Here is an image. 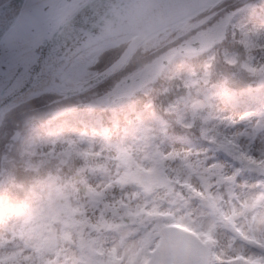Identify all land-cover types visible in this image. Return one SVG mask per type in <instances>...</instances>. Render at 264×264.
<instances>
[{
	"label": "rangeland",
	"instance_id": "1",
	"mask_svg": "<svg viewBox=\"0 0 264 264\" xmlns=\"http://www.w3.org/2000/svg\"><path fill=\"white\" fill-rule=\"evenodd\" d=\"M8 1L0 0V6ZM125 2L127 0L122 4ZM243 8L239 16L230 13L222 19L217 18L209 26L212 28L205 26L202 28L205 30L191 33L190 38L202 43L201 51H205L214 40L224 39L228 32L231 36L235 33L243 36L241 42L250 54L242 63V69L256 79L254 82L259 80L257 90L242 92L240 99L230 105L229 99L222 93L208 98L204 86L194 85L189 77L182 76V67L174 74L178 83L185 87L187 102L176 93L167 101L166 110L183 117L185 123L194 115L198 116V112L208 111L203 120L206 131L203 141L190 143L174 134H166L147 104L137 112L140 114L138 122L127 124L131 122V117L129 113H124V102L134 101L136 96L144 98L138 93L145 94L146 87L155 84L165 70L171 69L165 67L161 60L169 61L176 53H153L149 64L141 59L94 92L95 105L99 108L107 97L124 98L110 113L112 116L122 115L126 131H131L123 138L122 152L99 136L102 126L90 113L88 105L71 109L69 100L58 102L49 111L52 116L45 119L47 126L34 120L42 112L36 116L31 113L29 119L19 117L24 111L21 106L1 119L0 186L12 181L13 176L14 180L15 177H26L27 180L32 176V173L24 171V161H20L13 173L10 147L18 142L26 148L35 146L37 137L55 136L65 149L61 151L60 159L72 162L74 158L70 148H74L76 156L80 154L86 164L78 175L73 176L74 186L66 196L61 219L57 221L59 225L66 226L65 231L55 228L47 241L54 245V254L49 255L48 249L37 245L32 248V255L25 264H79L75 261L77 254L73 245H82L89 252L85 260L88 264H138L144 257L138 241L147 240L149 252L157 246L159 228L171 222H182L211 237L214 240L215 264H264V198L257 190L264 184V71L249 72L251 67L264 65V0ZM117 15L112 18L113 21ZM186 53L190 56L200 54L192 49ZM85 55L83 62L65 71L66 79L78 83L89 77L92 69L86 64L91 62V55ZM173 67H178V64L173 63ZM235 68V71L239 70ZM59 72L62 69H55L53 76ZM126 72L128 74L123 75ZM50 83L39 85L37 89H42L39 90L42 92L49 88L58 95L70 89L64 85L53 87ZM34 91L36 89L31 93ZM77 99L87 101V97ZM46 109L43 108V111ZM21 124L29 126L22 131ZM230 135L235 136L245 150L244 154H233L241 165L212 159L209 152L207 143L214 136L219 140ZM114 155L119 164H113ZM130 164L135 165L129 168ZM63 165L61 170L66 173L64 170L67 168ZM124 166L126 170L122 177L117 169L122 170ZM69 175L72 176L71 173ZM122 179L125 182L132 180L151 192V201H161L167 190L173 188V202L181 206L183 197L185 208L166 207L165 211L164 208L152 207L140 197L135 185L125 184L123 187ZM227 192L234 197L233 206H229L225 199ZM197 195L210 205L203 209L196 201ZM146 209L151 213L145 215L143 210ZM75 226L79 227L72 229ZM95 238H98L97 242ZM9 243L6 238H0V261L15 264L20 256L5 252ZM95 248L101 251L97 252Z\"/></svg>",
	"mask_w": 264,
	"mask_h": 264
},
{
	"label": "clouds",
	"instance_id": "2",
	"mask_svg": "<svg viewBox=\"0 0 264 264\" xmlns=\"http://www.w3.org/2000/svg\"><path fill=\"white\" fill-rule=\"evenodd\" d=\"M260 71H264V65L249 69L250 73ZM63 150L55 136L37 137L35 146L27 148L20 142L10 147L13 173L20 161L25 163L24 171L32 173L26 182H15L13 176L12 181L0 186V238L10 241L5 252L20 256L15 264H25L32 248L46 243L59 227L57 221L61 219L66 196L74 186V178L61 170L65 163L60 159ZM112 162L119 164L115 155ZM47 253L54 254V249Z\"/></svg>",
	"mask_w": 264,
	"mask_h": 264
},
{
	"label": "water",
	"instance_id": "3",
	"mask_svg": "<svg viewBox=\"0 0 264 264\" xmlns=\"http://www.w3.org/2000/svg\"><path fill=\"white\" fill-rule=\"evenodd\" d=\"M91 1L92 0L22 1L19 13L16 19H14L13 24L4 34L0 36V65H3V70L7 72L9 61L13 59L14 53H17L21 49H31L33 54H35L36 49L38 48L46 49L47 53H52L50 56L45 57L41 72L32 77L33 83L26 90L21 91L24 79L27 77L12 79L11 76H5L3 79H0V109L30 90L37 78L44 74L52 66L85 45L95 42L99 37H102L105 32L108 31V19H112L115 16L113 13H108V15H106L108 18L104 20L102 19L103 21L101 20L100 23L91 30V32L84 34L83 36H75L72 41L65 44V47L62 49L60 48L61 50L59 49L57 52H49V48H52L58 40L59 31L70 22L73 16L76 15L81 8L85 7L86 4ZM207 2L208 0H201L199 2L190 3L186 7L181 8L177 12L172 13L161 20L159 24L146 28L145 31L142 32V35L149 34L154 30L184 17ZM102 26L105 27L104 30L101 29ZM136 38L125 50V52L122 53L99 75L78 88L77 91L74 90L66 92L64 97L86 90L87 88H90L96 83L104 80L111 74L119 71L130 56V52L136 44ZM36 58L37 56L33 55L31 63H35ZM185 235V233H181L182 237H185ZM192 253L193 257H191L189 253L185 252V250L183 252L175 251L171 256H168L164 260V264H181V262H185L186 258L189 259L191 263H194L192 260H196V252Z\"/></svg>",
	"mask_w": 264,
	"mask_h": 264
},
{
	"label": "bare ground",
	"instance_id": "4",
	"mask_svg": "<svg viewBox=\"0 0 264 264\" xmlns=\"http://www.w3.org/2000/svg\"><path fill=\"white\" fill-rule=\"evenodd\" d=\"M118 1L119 0L91 1L59 31L58 40L53 45V49L49 48V52H57L60 48H64L65 44L72 41L75 36H83L91 32L102 19L108 18L106 15H108L109 12H114L115 7L119 5ZM192 1L194 0H129L120 10L119 25L115 24L113 34L104 37V41H109L111 43L118 38L134 33L140 27L148 23H156L161 18L167 17L168 14L177 11ZM21 2L22 0H12L0 7V33L14 19L20 8ZM104 28V26L101 27L102 30H104ZM51 53H48L47 56H50ZM86 56L84 51L80 50L79 52L65 57L45 74H42L37 79L36 83L49 84L51 82L50 85L53 87H58L59 85L68 86L70 88L76 87L78 83L65 78V71L83 62ZM58 68L62 69V72L53 76V71Z\"/></svg>",
	"mask_w": 264,
	"mask_h": 264
},
{
	"label": "trees",
	"instance_id": "5",
	"mask_svg": "<svg viewBox=\"0 0 264 264\" xmlns=\"http://www.w3.org/2000/svg\"><path fill=\"white\" fill-rule=\"evenodd\" d=\"M230 43H234V42L229 41V42L221 45L215 53H210L209 55H205V61H204V65L202 67L197 64L198 62H200V60L198 62H196L195 65L198 68H205L206 70H209V69L212 70L214 80L222 79L221 78L222 76H224L225 74L227 75V73H226L227 63H226L225 57L222 56L220 53H222L223 51H231L234 53V51H235L236 54L238 55V60H236L235 63H233L234 65H236V64L241 65L243 62V59H245V53H243L242 44L240 42L239 43L236 42L234 44V46L230 48L229 47ZM185 72L187 75H190L191 73H193V67H190L189 69H185ZM247 77H248L247 72H244L242 70V79L237 77V76L234 78L237 82H243L244 80H246ZM234 78H233V80H234ZM220 81L223 82L222 80H220ZM161 84H163V85L168 84V80H165L162 77L160 84H157L154 88H152L151 93H150V97L155 101L156 105H159V106H157L159 110L163 107L160 105L163 102V96H164L162 88L160 87ZM235 84H238V83H235ZM170 93H171V89H168L167 94H170ZM48 96H55V95H53V94H48V95L47 94H37L34 97L27 99V100H24V101H21L18 104L14 105L13 107L7 109L2 115H0V135L3 132V128L1 129V124H2L1 119L5 118L13 109H16V107L20 108V106H21V109L24 111H22V113H20V115H18V116L19 117H26V119L31 118L30 117L31 113L34 114V116H36V114H39L42 112L41 115L39 114L40 115L39 117L38 116H37V118L34 117V120H37V121L39 120V121L44 123L45 119L47 120V118H50L52 116V114H49V111H51L53 109L52 106L55 107V105L57 104V103H50L51 100L46 99V98L49 99ZM70 103H72V102H70ZM30 107H32V109H30ZM43 108H47V109L43 111ZM104 116L108 119L107 113H105ZM120 123L123 124V120H120ZM118 125H120V124H118ZM177 125L180 126V124L178 122H177ZM198 125L196 126V130L202 133L203 132L202 123H198ZM21 126H22L21 128L23 129L22 131H24L25 128H27L29 125L21 124ZM112 135H113V137L117 136L115 131H112ZM237 137H238V135H237ZM235 138L236 137L233 135H230L228 137L224 136V139L223 138L219 139L218 145L221 147L222 150L228 151L231 154H235L236 152H238V153L244 152L245 150L243 148V145L240 143V141H236ZM0 142H1V140H0ZM71 155L74 158L73 161L72 162H65L63 165L67 168L66 170H64L67 174L72 173L73 170L82 169L84 166V163L82 162L81 158L78 157V155L76 156V154L74 152ZM30 178L31 177H27V180H26V177H25V179L22 177H15V182H26ZM97 240H98V238L94 239L95 242H97ZM109 258H112V256H110ZM107 259H108V257H107ZM75 261L80 262L81 260H80V258H78L76 256ZM108 264H110V263H108Z\"/></svg>",
	"mask_w": 264,
	"mask_h": 264
},
{
	"label": "snow or ice",
	"instance_id": "6",
	"mask_svg": "<svg viewBox=\"0 0 264 264\" xmlns=\"http://www.w3.org/2000/svg\"><path fill=\"white\" fill-rule=\"evenodd\" d=\"M36 55L35 63H31V58ZM48 55L46 49H36L35 54L31 49H21L17 53H14L13 59L9 61L7 72L3 70V65H0V79L5 76H11L12 79L24 78L23 88L21 91L29 88L32 83V77L41 72L42 65L45 61V57Z\"/></svg>",
	"mask_w": 264,
	"mask_h": 264
},
{
	"label": "flooded vegetation",
	"instance_id": "7",
	"mask_svg": "<svg viewBox=\"0 0 264 264\" xmlns=\"http://www.w3.org/2000/svg\"><path fill=\"white\" fill-rule=\"evenodd\" d=\"M193 41L187 36V33L181 34L179 31L178 33L173 31L164 40L156 42L152 46H148L147 44L142 45L133 53H186L190 49L196 52L198 50L193 46ZM106 53H121V51L119 52V50L114 49Z\"/></svg>",
	"mask_w": 264,
	"mask_h": 264
}]
</instances>
